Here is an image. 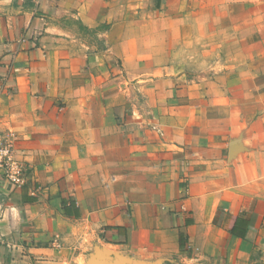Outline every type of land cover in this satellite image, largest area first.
Returning a JSON list of instances; mask_svg holds the SVG:
<instances>
[{"label": "crops", "instance_id": "obj_1", "mask_svg": "<svg viewBox=\"0 0 264 264\" xmlns=\"http://www.w3.org/2000/svg\"><path fill=\"white\" fill-rule=\"evenodd\" d=\"M180 6L188 28L264 17V0H0V142L30 181L0 166V264H264V107L224 127L199 90L182 118H145L110 46L129 15Z\"/></svg>", "mask_w": 264, "mask_h": 264}, {"label": "rangeland", "instance_id": "obj_2", "mask_svg": "<svg viewBox=\"0 0 264 264\" xmlns=\"http://www.w3.org/2000/svg\"><path fill=\"white\" fill-rule=\"evenodd\" d=\"M181 8L173 13L170 8L137 12L129 15L127 30H111L110 46L125 55L123 75L129 80L139 113L145 118L177 114L182 118L190 110L189 99L192 105L199 104V90L210 94L215 90L216 99L208 101L216 102L218 124L229 128L255 122L264 107V17L239 6L234 30L221 28L229 27L225 16V20L207 18L206 24L197 16L188 28ZM103 29L89 30L87 35L93 52L108 60L113 47L100 37L108 31ZM118 37L121 43L116 41ZM232 59L237 60L236 67L230 66ZM6 149L11 147L1 141L0 151ZM91 264L108 263L98 259ZM126 264L135 263L130 259Z\"/></svg>", "mask_w": 264, "mask_h": 264}, {"label": "built area", "instance_id": "obj_3", "mask_svg": "<svg viewBox=\"0 0 264 264\" xmlns=\"http://www.w3.org/2000/svg\"><path fill=\"white\" fill-rule=\"evenodd\" d=\"M0 166L4 170L5 179L13 188L29 186L28 174L24 168L15 161L11 149L0 151Z\"/></svg>", "mask_w": 264, "mask_h": 264}]
</instances>
